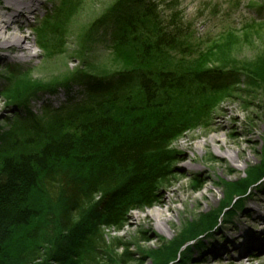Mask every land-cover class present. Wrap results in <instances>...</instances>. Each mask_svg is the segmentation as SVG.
Returning a JSON list of instances; mask_svg holds the SVG:
<instances>
[{
	"label": "trees",
	"instance_id": "1",
	"mask_svg": "<svg viewBox=\"0 0 264 264\" xmlns=\"http://www.w3.org/2000/svg\"><path fill=\"white\" fill-rule=\"evenodd\" d=\"M181 1L133 0L132 11L119 14L109 37L113 59L135 70L134 77L84 75L89 81L81 83L79 97L48 107L45 127L28 112L25 147L0 150V264L131 261L134 243L119 241L110 231H120L132 210L158 203L172 173L171 145L194 127L188 111L171 101L172 93L182 95L188 80L212 91L228 90L229 77L244 74L250 82L264 77V48L256 63L235 52L258 30L256 22L240 30L228 22L218 34L198 35L180 10ZM61 32L54 31L53 39ZM53 42L45 49L59 51ZM124 86L138 92L126 96ZM30 88L7 98L26 99L34 93ZM7 138L0 134V140ZM225 206L192 220L176 239L160 245L158 264H187V257L178 256L181 246L212 230ZM115 246L123 250L115 254Z\"/></svg>",
	"mask_w": 264,
	"mask_h": 264
},
{
	"label": "rangeland",
	"instance_id": "2",
	"mask_svg": "<svg viewBox=\"0 0 264 264\" xmlns=\"http://www.w3.org/2000/svg\"><path fill=\"white\" fill-rule=\"evenodd\" d=\"M3 2L0 0V4ZM179 6L186 19L195 24L198 35L218 34L228 22L234 23L238 30L246 23L256 22L258 30L253 37L235 51L256 63L259 51L264 48V0H182ZM132 7L133 0H40L38 10L21 18L25 24L17 22L15 26L22 27L23 34L29 37L31 49L27 58L23 57L24 52L8 49L0 53L6 55L0 58V134L9 137L0 140V150L25 147L28 112L37 114L36 119L45 127L44 120H51L48 107L62 106L57 105L61 96L67 98L65 93L70 91L79 97L81 83L89 81L84 75L134 77L135 70L113 59L109 37L119 14L132 11ZM4 12L0 10V18ZM60 28V37L53 39V32ZM53 41L61 48L59 51L45 49L53 46ZM10 75L15 76L11 82L7 80ZM238 78L229 77L225 81L228 90L220 86L212 91L188 80L183 88L185 93L173 92L174 96H170L175 105L188 111L194 127L171 145L172 173L160 188L158 203L132 210L120 231H110L119 241L134 243L130 248L132 260L123 264H158L155 250L160 245L170 243L192 220L218 211L223 204L227 206L222 209L217 225L181 246L179 258L187 257V264H264V250L252 246L239 259L238 250L234 249V242L243 239L264 241L260 232H264L263 227L259 231L242 223L250 218L249 208L264 211L259 207L264 197V181L259 186L260 180L251 186L247 184L250 176L264 170V77L254 82L244 74ZM236 80L240 83L233 85ZM24 87H31L34 93L15 102L7 98ZM123 89L126 96L138 92L136 86L133 93L127 86ZM22 102L25 106L19 107ZM241 149L250 157L246 162L240 157ZM235 154L238 155L235 164L242 169L231 166L230 157ZM245 185L247 191L237 197L235 190ZM211 193L216 194L212 200ZM233 229L237 232L244 229L249 238L242 234V239L236 240ZM217 247L226 253L214 256V252H208ZM122 250L117 248L114 253Z\"/></svg>",
	"mask_w": 264,
	"mask_h": 264
},
{
	"label": "bare ground",
	"instance_id": "3",
	"mask_svg": "<svg viewBox=\"0 0 264 264\" xmlns=\"http://www.w3.org/2000/svg\"><path fill=\"white\" fill-rule=\"evenodd\" d=\"M40 7V0H4L2 4H0V10H4V14L0 18V53L3 52V49L11 50L12 52H21L25 53L24 58H27L29 51H30V40L29 37L23 34L22 27L15 26L17 22H21L22 24H25V21L21 18H24L28 16L27 14L30 11H36ZM12 12V14H10ZM4 24V25H3ZM60 37V36H59ZM0 58H6V55L0 54ZM67 95V93H65ZM66 98L63 97V95L60 98V101H64ZM240 152L243 153L242 156H240L243 159V162H246L250 159L249 155L244 152V149H241ZM238 155H231L230 159L233 161L231 166L235 170L242 169L241 166H237L235 164L237 160ZM228 159V158H227ZM193 161V160H190ZM258 182L259 186L264 181V172L262 176L252 182L251 184ZM210 188V187H209ZM216 194L211 193L209 194V199H214ZM259 207L261 209H264V197L261 198L259 202ZM150 208V207H149ZM156 210V209H155ZM154 210V211H155ZM153 211V210H152ZM247 215H250V218L247 220L242 221V223L245 224L246 227H257L259 231L261 229L264 230V211L261 212L260 209H257L255 207L249 208V213ZM260 227H263L260 229ZM218 232V231H217ZM262 234H264L263 231ZM236 233L235 239H242V234L246 235L247 238H249V233L243 230H239L238 232L233 229V234ZM216 234V232H215ZM253 238V237H252ZM234 239V240H235ZM235 246L234 249L238 250V257L239 259H243L247 253L251 250L252 246H255L260 251L264 250V241L258 242L256 241V238L253 239H243V241H236L234 242ZM254 244V245H253ZM208 252H214V256H221L222 254L226 253V250L223 251L222 248H216L215 250H209ZM217 253V255H215ZM203 257H209L206 255H203Z\"/></svg>",
	"mask_w": 264,
	"mask_h": 264
}]
</instances>
